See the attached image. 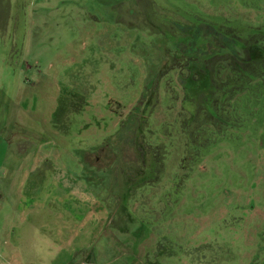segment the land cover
<instances>
[{"label":"rangeland","instance_id":"374dc122","mask_svg":"<svg viewBox=\"0 0 264 264\" xmlns=\"http://www.w3.org/2000/svg\"><path fill=\"white\" fill-rule=\"evenodd\" d=\"M244 40L263 56L264 0H0V235L29 144L40 136L50 144L53 129L60 166L83 175L105 206V192L120 190L116 222L127 220L129 232L142 222L145 245L158 239L146 264H264V60L228 89L223 122L203 125V141L182 159L180 112L208 103L211 89L209 75L187 78V65L206 46L211 57L218 49L231 57L228 42ZM109 138L123 144L115 174L76 169L77 153L81 161L99 147L113 151ZM159 160L155 184L132 187L122 204L123 190L151 180Z\"/></svg>","mask_w":264,"mask_h":264},{"label":"crops","instance_id":"0c3cea01","mask_svg":"<svg viewBox=\"0 0 264 264\" xmlns=\"http://www.w3.org/2000/svg\"><path fill=\"white\" fill-rule=\"evenodd\" d=\"M48 130L50 144L35 137L39 143L29 144L12 182V202L6 206L11 213L2 220L0 264H144L145 253H156L158 239L154 246L145 245L149 236L132 241L137 230L129 232L127 220L117 223L113 218L115 196L107 190L105 199L112 204L105 206L83 175L60 166L57 144L63 141L56 130ZM84 154L81 161L78 153L74 158L77 170H83Z\"/></svg>","mask_w":264,"mask_h":264},{"label":"trees","instance_id":"16d2710c","mask_svg":"<svg viewBox=\"0 0 264 264\" xmlns=\"http://www.w3.org/2000/svg\"><path fill=\"white\" fill-rule=\"evenodd\" d=\"M197 23H199V21L196 22V24ZM232 43H234L238 47H241V49L243 50V53L241 55L236 53V51L234 50V45ZM253 47L255 46L252 43H249L248 41H245V40L240 41V42L230 41L228 42L227 48H228V56H231V57L217 56V55H221L219 53L220 49H218L219 51L214 50L213 55H212L213 57L215 54L217 57L212 58L211 54H209L211 51V48L206 46L203 49L201 48V54H200L199 61H197L196 63L189 62V64L187 65L188 68L190 69L189 76L187 78L190 77L189 78L190 80L195 81V80L202 78V77L196 78L199 74H202L204 77H206L205 75H209L210 79L208 80L207 78L206 80L211 85V89L205 98L206 100H208V103H205L202 106L199 105V107H197L194 101V104H195L194 111L191 110L189 111V113L180 112L181 117H182L181 124H183L182 126L183 128L181 129V132L184 135V152H183L182 159L188 158L186 154L189 155V148L192 142H194L195 140L203 141V139H201L202 134L204 133L202 129L203 125L210 124L212 127H216L217 124H221V122H223V119L217 113V109H220L223 106L222 103L224 102V97L226 93H228V89L229 88L240 89L237 84H239L241 81H245L249 77V75H254L256 71V64L264 60V51H263V56L259 58H255V56L250 55ZM206 50L209 51L208 54L205 53ZM192 63L194 65H191ZM141 106L143 105L139 103L140 108ZM137 107H132V108L134 110ZM143 109L144 108L140 109V112H141L140 114L142 117L145 113V111L143 112ZM208 109H210L211 111L208 112L207 111ZM185 115H188V116L186 117ZM143 121H144V118H143ZM119 131H120V124H118V128H116L113 135H111V139H114L116 136H119L117 134ZM111 139L109 138L108 145L113 143V147H114L113 151L110 150L111 148V145H110V147L108 148L99 147L97 149H93L92 151L85 152L86 155L84 154V166L89 167V169H91L89 171H95L93 169H103V168L105 169L106 168L107 172L111 171L112 169V172L114 171L113 173L115 174V170H114L115 161L118 160L119 158V155L117 154L116 150L121 148L123 144L121 140L119 139H115L114 141H112ZM125 141H127V145L131 144L128 138ZM143 143L144 145H147V146L151 144V143H147L146 141H143ZM199 143H202V142H199ZM154 144L156 145V143ZM159 145H160V151H159L160 153L162 152V147H161L162 144H159ZM89 154H92V155L90 156ZM85 157L89 159L90 162L89 160L85 161ZM157 163H158L157 164L158 167H156V170L153 171V174H152L153 176H150L151 180H147L148 178L147 176H145L144 178L140 179L141 182L131 183L129 187L126 188L125 191L122 189L123 192L121 194L124 196L122 198V204H125L124 202L126 201L128 202L129 200H132V198L130 199V190L132 187L141 185L143 183H146L150 186H153L155 184V182L159 179L160 172L162 169L161 160L157 161ZM112 167H114V169ZM129 171H126L123 173H125V175L129 174V177H132L133 172L131 170ZM125 175L124 174L122 175V179L124 180L127 179L125 178ZM95 179L97 182L101 181V179H98V177H96ZM107 179L109 178L107 177ZM108 181L111 185L115 186L116 185L115 175H114V179L113 177H111L110 180ZM119 194H120V190L117 191L116 189V193H115L116 200H117V195ZM122 204L121 206L124 207ZM137 225L140 226V227H137V234H136L137 236H139L140 235L139 229L143 227V224L142 222L139 223L138 221ZM152 227H153L152 223L148 224L149 232L151 231Z\"/></svg>","mask_w":264,"mask_h":264},{"label":"flooded vegetation","instance_id":"af4514ba","mask_svg":"<svg viewBox=\"0 0 264 264\" xmlns=\"http://www.w3.org/2000/svg\"><path fill=\"white\" fill-rule=\"evenodd\" d=\"M222 35V34H221ZM226 37V36H225ZM230 42V41H229ZM210 48V47H209Z\"/></svg>","mask_w":264,"mask_h":264}]
</instances>
